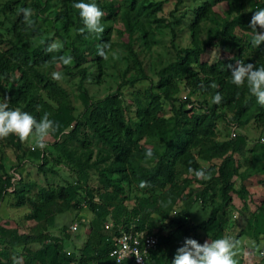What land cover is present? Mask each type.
Wrapping results in <instances>:
<instances>
[{
  "label": "trees",
  "instance_id": "obj_1",
  "mask_svg": "<svg viewBox=\"0 0 264 264\" xmlns=\"http://www.w3.org/2000/svg\"><path fill=\"white\" fill-rule=\"evenodd\" d=\"M220 1L226 2V10L223 14L216 11L213 6ZM69 2L70 7L68 8L70 9L67 8L66 13L70 14L74 10L79 14L73 4L80 0ZM83 2L96 3L102 11L109 12V17L116 15L118 9H121L120 15L124 28H119L118 32L121 35L125 32L130 36L128 47L138 60L132 48V34L137 30H142L148 38L153 35L151 30L146 28V23L142 22L141 17L144 14L149 16L151 12L157 10L158 2L124 0L121 6H115L113 2L104 0H83ZM33 6L37 9L38 15H45L50 4L48 0L45 5L40 1H33ZM245 7L244 0L202 1L195 9V18L190 25L194 37L193 44L182 50L179 59L170 62L160 71V82L167 85L163 91L164 97L173 99L170 95L169 84L173 77L182 76L191 82L193 88H200L203 93L210 96L211 101L212 97L219 92L223 97L219 104L211 102V105H206L207 99H205L188 106L192 101L186 97L187 99H183L179 106L172 102V113L167 116L164 113L163 102L159 98L161 94L149 87L145 89V96L135 95V115L126 119L120 102L114 98V95L93 101L84 91L81 96L85 102V109L76 117L75 126L67 133H65V127L73 119L68 106L65 104H60L58 107L48 105L46 108L43 105L39 109L36 105L28 104V111L34 112L39 117L48 113L49 118L58 126L54 134H63L64 139L59 142L57 148L63 151L77 168L80 176L75 180L66 179L65 184L57 187H40L36 195L31 194L27 197L32 207L27 217L35 220V223L31 227V232L19 234L18 237L25 238L29 243H38L39 248L31 249L25 246L24 264H37V261L44 262L47 259L50 264H70L72 260H74L73 264H134L131 259L117 262L109 252L114 247L115 239L122 229L153 230L156 220L151 218V213L154 210L158 212L161 219L159 228L156 230L158 242L148 255L149 264H173L177 249L183 246L186 238L195 239L202 244L199 229L210 233L214 239L221 238V230L227 222L226 211L234 197L237 196L244 203L246 202L247 188L243 175L239 172L236 156L244 155L248 138L244 134H237L235 137L224 140L213 139L211 134L214 131L216 120L222 115L227 116L226 111L217 112V107L236 104V120L243 123L240 117L256 106L258 108L257 118L264 120V106L256 102V98L250 94L246 85L237 87L232 83L231 70L226 67L228 64L235 66L237 61L252 63L257 67L264 66V43L258 48L253 47L254 32L249 27L255 11L264 8V1H252L251 8L247 12L243 10ZM22 8H26L24 2ZM38 15L33 14L31 19L36 20ZM18 19L20 23H14L13 30H16L18 26L26 27L23 23V16L19 15ZM80 20L79 16L78 22H82ZM175 22L179 23V18L175 19ZM204 22L210 34L207 42L201 44L198 32ZM148 24L151 26L150 22ZM172 28H174L173 25ZM108 29L109 26H104L103 37L98 39L99 43L108 41L104 35ZM257 31L260 29L257 28ZM214 39H218V43L214 44ZM11 42V46L0 51V90L15 104L20 93L27 86V81L23 80L17 85V79L12 75L20 72L27 76L28 69L32 67L34 60L41 58L44 52L41 47L30 50L23 43L20 30ZM2 44L3 39H0V45ZM208 45L221 48L222 52L228 54L225 56L216 53L212 56V52L207 49ZM71 54L79 62L86 58L85 50L77 45L73 47ZM19 78L22 79L21 76ZM9 83L10 89L7 87ZM213 84L216 85L215 88L212 87ZM48 86L53 92L61 93L57 85ZM204 108L207 111H204ZM81 125L91 130L92 137L96 138L97 144L103 145L101 149L105 151V154L92 164L90 163L91 151L83 149L81 153H78L75 147L68 144L72 140L85 144L87 137H81ZM145 137H148L150 142L143 141ZM261 146V170H263L264 143ZM197 148L198 153L194 152ZM149 151L152 153L151 157L147 156ZM198 156L208 160L222 158L216 167L218 175L212 176L221 185L217 187V181L208 182L203 189L197 192L195 199H200L203 207L210 206L216 194L220 196L221 201L208 219L194 223L189 217L188 209L175 212L172 210L183 190L180 175L183 172H189L190 168L201 169ZM99 163L104 165L100 166ZM92 167L98 171V178L103 183L104 189L99 194L90 193L89 200H87L96 214L89 221L90 228L84 249L80 254L76 251L67 253L65 238L52 235L49 228L55 223L57 213L71 208H83L88 191L84 192L80 188L79 180L87 179ZM24 171L23 167L18 169L21 176ZM112 174L120 175L121 180L128 181L144 193L155 188L160 192L137 198L136 205L130 209L125 203L127 197L124 185L120 179L111 177ZM142 180L147 181L150 186L141 188L139 185ZM23 182L21 180V185L24 184ZM11 184V177L3 178L0 174V200L3 199L7 187ZM109 217H112L111 231L105 230L104 226ZM249 228L251 235L258 239L264 235V198L251 212ZM64 230L67 231V227H64ZM0 264H14L13 259L5 250H3Z\"/></svg>",
  "mask_w": 264,
  "mask_h": 264
},
{
  "label": "rangeland",
  "instance_id": "obj_2",
  "mask_svg": "<svg viewBox=\"0 0 264 264\" xmlns=\"http://www.w3.org/2000/svg\"><path fill=\"white\" fill-rule=\"evenodd\" d=\"M33 1H40L43 5L46 3V0H0V39H3L0 51L12 45L11 40L16 38L18 30H20L23 43L30 50L41 47L44 52L41 58L34 60L32 67L28 69L27 76L20 72L12 75L17 79V85L26 80L27 86L20 93L15 104L9 99L10 109L28 112L39 120L41 117L28 111V104L36 105L39 109L43 105L47 108L48 105L58 107L60 104H65L73 116L70 124L65 127V133H67L75 126L76 117L85 109V102L81 96L84 91L93 101L114 95V98L120 102L126 119L135 115V95L145 96V89L149 87L161 94L159 98L163 102L164 113L167 116L172 113V102L179 106L183 99H187L186 97L192 101L188 106L205 99H207L206 105H211V97L203 93L200 88H193L191 82H188L185 77L172 78L169 85L170 95L173 99L164 97L163 91L167 85L160 82V71L170 62L179 59L182 50L193 44L194 37L190 25L195 18V9L204 0H152L158 2L157 10L151 12L149 16L144 14L141 18L153 35L148 38L142 30H137L132 34V48L136 52L138 60L128 47L130 36L125 32L124 35L118 32L119 28H124L120 15L121 9H118L116 15L110 17L108 16L109 12L103 11L104 17L101 23L103 27L109 26L108 32L104 34L108 41L99 43L98 39L103 37L102 35L98 37L87 31L83 36L80 34L79 29L84 25L83 22H78L79 14L74 10L70 14L65 11L70 7V0H48L50 7L45 15L37 14V9L32 7ZM104 1L113 2L115 6H121L124 3V0ZM252 1L255 0H244L246 7L243 10L249 11ZM23 2L26 8H32V13L39 17L36 20L32 19L35 22L33 29L29 30L26 27L18 26L16 30H13L12 25L20 23L18 10L22 8ZM213 6L220 14L226 10L225 1L217 2ZM177 18H179V23L175 22ZM148 22L151 23V26L147 25ZM207 22L209 21L207 20ZM205 23L201 24V29L198 32L201 44L207 42L210 34ZM53 41L61 44V51L46 54L45 49ZM218 41V39H214L213 43H218ZM105 43L110 45V49H107V59L97 55L98 46ZM74 44L86 52V58L80 62L71 54ZM207 49L212 52V56L216 53L225 56L228 54L222 52L221 48L210 45L207 46ZM60 55L71 56L72 62L69 65H63L53 59L54 56ZM210 59L212 60V58ZM53 72L61 73L62 78L54 80ZM47 84L57 85L61 93L53 92ZM7 87L10 89V83ZM5 97L7 96L0 90V101ZM236 109V104L218 106L217 112L226 111L227 116L222 115L216 120L214 131L211 134L213 139L218 140L235 137L237 134H244L248 138L244 155L236 156L239 172L243 175L247 188L246 202L244 203L237 196L234 197L226 211L227 222L221 230V238L229 236L239 242L240 255L237 257L239 264H264V235L258 239L251 235L249 228L250 214L264 198V169L261 170L264 120L257 118L258 108L255 106L240 117L244 121L243 123L238 122L235 117ZM204 111L207 109L204 108ZM80 133L81 137H87L85 144L76 140H72L68 144L75 147L78 153H81L83 149L91 151L90 163L92 164L105 154V151L101 149L103 145L97 144L96 138L92 137L91 130L87 126L81 125ZM63 139V134L52 133L47 138V146L43 150L35 147L34 137H30L25 142H21L15 135L0 139V174L3 178L11 177L12 181V184L7 187L5 196L0 200V259L3 250H5L8 252V256L13 259L14 264H24L25 246L31 247V249L39 248L38 243H29L25 238L18 237L19 234L31 232V227L35 223V220L27 217L32 209L27 197L31 194L36 195L40 187H57L65 184L66 179L75 180L80 176L77 168L64 155L63 151L57 148ZM143 141L150 142L148 137H145ZM194 152L198 153V148L194 149ZM198 161L201 169L206 170L209 178L198 179L194 172H183L180 175L182 194L172 210L175 212L188 209L189 217L194 223L208 219L213 209L221 201L220 196L216 194L212 204L203 207L201 200L195 198L197 192L203 189L208 182L217 181L212 176L218 175L216 167L222 158L208 160L198 156ZM99 165L103 166L104 164L99 163ZM21 167L25 168L23 176L18 172ZM98 175L96 168L92 167L87 179L79 180L80 188L84 192L88 191L83 208H71L57 213L55 223L49 228L52 235L65 238L64 244L67 253L76 251L80 254L85 247L90 228L89 221L96 214L87 200L92 193L99 194L104 189ZM111 177L120 179L124 185L127 197L125 203L130 209L136 205L137 198L160 192L155 188L144 193L128 181L121 180L118 174H112ZM235 177L237 178V176ZM21 180L24 181L23 185H21ZM220 185L221 183L217 181L216 186ZM94 199L96 200V198ZM151 218L156 220L153 229L156 231L159 228L161 216L154 210L151 213ZM111 220L112 217H109L105 221V230L111 231ZM108 224L110 227H107ZM64 227H67V231L64 230ZM199 237L202 244L206 240L214 239L210 233L203 229H199ZM36 263L50 264L48 259ZM73 263L74 260L70 264Z\"/></svg>",
  "mask_w": 264,
  "mask_h": 264
},
{
  "label": "clouds",
  "instance_id": "obj_3",
  "mask_svg": "<svg viewBox=\"0 0 264 264\" xmlns=\"http://www.w3.org/2000/svg\"><path fill=\"white\" fill-rule=\"evenodd\" d=\"M73 7L78 10L79 16L84 27L79 29L81 35L87 31L89 34H95L98 37L104 32V27L101 23L104 17V12L96 3H86L83 0L73 4ZM18 15L23 16V23L26 28L31 30L35 26V22L31 19L33 13L30 8H21L18 10ZM249 27L253 30L252 37L253 47L258 48L264 43V8H261L253 14ZM257 28L260 31H257ZM110 45L105 43L98 46L97 55L107 59ZM47 53H59L61 44L53 41L45 49ZM54 60L63 65H69L72 62L71 56L60 55L53 57ZM231 70L232 83L237 87L247 86L250 94L256 98V102L264 106V66L257 67L252 63L236 62V65L228 64L226 66ZM52 78L60 80L61 73L53 72ZM212 87H216L215 84ZM223 97L217 92L212 97V103H221ZM58 126L49 118L48 113L37 120L33 115L19 109L12 110L9 108V98L5 97L0 101V139L10 135H15L21 142L27 141L30 137L36 140L35 147L43 150L46 145L47 138L57 130ZM149 151L147 156L151 157ZM198 179H208L209 175L206 170H193ZM141 188L149 187L147 181H140ZM240 255V244L232 237L225 236L218 239L206 240L200 244L197 240L186 238L182 247L177 249L173 264H239L237 257ZM138 259V258H137Z\"/></svg>",
  "mask_w": 264,
  "mask_h": 264
},
{
  "label": "built area",
  "instance_id": "obj_4",
  "mask_svg": "<svg viewBox=\"0 0 264 264\" xmlns=\"http://www.w3.org/2000/svg\"><path fill=\"white\" fill-rule=\"evenodd\" d=\"M115 240L116 243L109 254L115 257L117 262L131 259L134 264H149L148 255L158 242V234L155 230L122 229Z\"/></svg>",
  "mask_w": 264,
  "mask_h": 264
}]
</instances>
